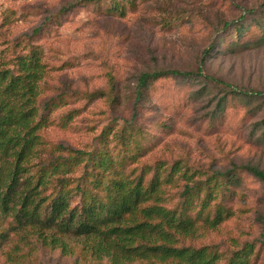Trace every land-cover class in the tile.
Here are the masks:
<instances>
[{"label":"trees","instance_id":"1","mask_svg":"<svg viewBox=\"0 0 264 264\" xmlns=\"http://www.w3.org/2000/svg\"><path fill=\"white\" fill-rule=\"evenodd\" d=\"M150 0H82L64 7L30 32L15 36L11 14L0 22V256L9 264H34L37 250L59 252L73 264H258L254 241L236 242L232 250L205 243L235 209L231 186L235 171L194 168L183 159L141 164L157 132L166 122L144 126L139 104L156 82L168 77L203 78L222 85L223 94L209 112L213 127L229 118L231 98L249 103L260 92L237 89L204 73L163 69L144 72L136 87L130 118L114 117L90 143L74 147L53 142L48 129L71 128L86 106L106 98L120 104L116 77L107 73L109 88L94 92L51 95L50 80L77 67L80 59L56 63L43 40L76 8L90 7L101 15L126 18ZM15 13V11H13ZM12 13V12H11ZM24 14V15H23ZM39 16L40 13H35ZM26 18V13L20 17ZM18 16L16 19L18 20ZM173 19V18H172ZM174 19L177 20L175 17ZM27 20H30L26 18ZM257 20V21H256ZM248 21L242 14L224 23L219 45L225 52L264 46V17ZM180 22L165 20V26ZM181 25V24H180ZM173 27V28H174ZM220 32V31H218ZM214 46L206 55L216 50ZM219 50V49H218ZM85 101L81 107L69 105ZM264 182V172L248 167ZM230 197V198H229ZM264 224V220H263Z\"/></svg>","mask_w":264,"mask_h":264},{"label":"rangeland","instance_id":"2","mask_svg":"<svg viewBox=\"0 0 264 264\" xmlns=\"http://www.w3.org/2000/svg\"><path fill=\"white\" fill-rule=\"evenodd\" d=\"M80 1L0 0V22L11 14L15 25L10 32L22 35ZM22 12L28 22L20 17ZM242 14L248 21L263 18L264 0H150L126 18L101 15L90 7L76 8L42 42L58 57L56 63L80 59L77 67L50 80L54 85L51 95L107 90L109 72L116 77L115 94L120 104L112 108L106 98L96 100L86 106L71 128L53 126L46 136L53 142L84 146L114 117L132 116L142 73L163 69L195 72L205 57L204 73L261 96L250 103L231 98L229 118L210 127L209 112L223 94L222 85L210 84L202 92L206 84L203 78L158 80L139 104V121L144 126L166 122L170 130L167 134L157 132L145 142L149 149L141 164L183 159L194 168L235 171L239 179L231 186V201H226L235 215L204 242L220 243L223 250H232L238 241H254L259 248L258 264H264V182L248 169L264 172V46L235 53L215 47L224 23L236 21ZM169 19L181 25L165 26ZM213 46L216 50L206 55ZM83 104L85 101L69 107ZM34 258V264L74 263V259L53 251L37 250ZM0 264L9 263L0 256Z\"/></svg>","mask_w":264,"mask_h":264}]
</instances>
